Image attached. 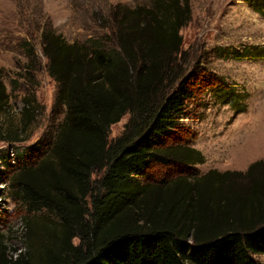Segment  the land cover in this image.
Returning <instances> with one entry per match:
<instances>
[{
    "label": "trees",
    "instance_id": "obj_1",
    "mask_svg": "<svg viewBox=\"0 0 264 264\" xmlns=\"http://www.w3.org/2000/svg\"><path fill=\"white\" fill-rule=\"evenodd\" d=\"M244 1L264 14V0ZM115 16L110 44L99 37L67 42L49 23L40 33L48 74L65 107L63 120L48 150L36 141L18 151L13 163L3 160L16 168L11 186L26 211L45 210L56 218L41 264H260L264 172L254 175L263 162L244 173L218 174L230 182L218 211L183 177L168 186L146 181L154 165L189 166L197 154L167 144L195 93L189 76L177 77L180 30L191 19L189 1L151 0L119 8ZM228 49L221 48V55L264 56L260 46L242 54ZM211 89L223 102L232 101L234 93L223 80ZM7 104L0 77V111ZM125 114L122 133L109 138L110 125ZM23 115L26 127L32 110L25 108ZM232 176L254 183L246 189ZM28 255L0 256V264H32Z\"/></svg>",
    "mask_w": 264,
    "mask_h": 264
},
{
    "label": "rangeland",
    "instance_id": "obj_2",
    "mask_svg": "<svg viewBox=\"0 0 264 264\" xmlns=\"http://www.w3.org/2000/svg\"><path fill=\"white\" fill-rule=\"evenodd\" d=\"M1 1L0 77L8 104L0 111V135L15 132L17 138L0 139V256L14 260L30 253L32 264H41L43 246L52 232L49 227L56 218L45 210L26 211L11 186L16 168L3 160L13 163L18 151L36 141L48 150L63 120L65 107L57 83L48 74L40 33L49 23L67 42L84 44L99 37L110 44V26L118 9L146 6L151 0ZM188 1L191 19L180 30L177 77L189 76L195 93L167 144L177 146L179 152L195 150L197 154L189 166L154 165L146 181L168 186L183 177L210 197L209 206L222 209L230 182L218 174L244 173L252 163H264V56L233 58L228 53L221 55V48L242 54L251 46L264 47V14L244 0ZM219 80L234 93L230 103L211 89ZM27 107L32 118L25 127L22 122ZM127 119L125 114L110 125L109 138L122 133ZM257 170L254 177L259 178L264 166ZM239 176L230 179L250 189L254 180ZM247 194L251 195L250 191ZM192 202L197 204L196 199ZM237 203L236 199L235 208ZM256 258L264 264V254Z\"/></svg>",
    "mask_w": 264,
    "mask_h": 264
},
{
    "label": "bare ground",
    "instance_id": "obj_3",
    "mask_svg": "<svg viewBox=\"0 0 264 264\" xmlns=\"http://www.w3.org/2000/svg\"><path fill=\"white\" fill-rule=\"evenodd\" d=\"M2 4H3V1L0 0V10L3 8Z\"/></svg>",
    "mask_w": 264,
    "mask_h": 264
}]
</instances>
